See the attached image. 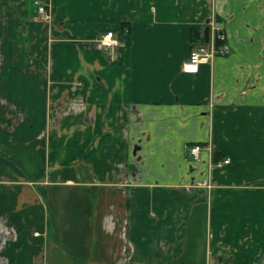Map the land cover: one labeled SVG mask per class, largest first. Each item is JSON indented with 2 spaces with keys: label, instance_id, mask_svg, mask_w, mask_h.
<instances>
[{
  "label": "crops",
  "instance_id": "1",
  "mask_svg": "<svg viewBox=\"0 0 264 264\" xmlns=\"http://www.w3.org/2000/svg\"><path fill=\"white\" fill-rule=\"evenodd\" d=\"M49 15L0 0V264H264V0ZM211 18L229 52L182 72Z\"/></svg>",
  "mask_w": 264,
  "mask_h": 264
},
{
  "label": "built area",
  "instance_id": "2",
  "mask_svg": "<svg viewBox=\"0 0 264 264\" xmlns=\"http://www.w3.org/2000/svg\"><path fill=\"white\" fill-rule=\"evenodd\" d=\"M34 3L38 17L45 20L49 19V0H34ZM91 41L101 49L112 52L120 45V40L112 29L98 33ZM228 52L229 48L225 43L224 33L212 22L208 41H204V35L202 34L199 41L195 43L193 49L189 52L187 59L183 62L181 70L184 73L195 74L201 64L207 63L216 55H225ZM189 65L194 66L196 70L187 71ZM203 151H208L209 155H212L210 147L206 144L195 143L188 146V154L193 161H199ZM228 163V157L217 160L211 158L210 168H221Z\"/></svg>",
  "mask_w": 264,
  "mask_h": 264
},
{
  "label": "rangeland",
  "instance_id": "3",
  "mask_svg": "<svg viewBox=\"0 0 264 264\" xmlns=\"http://www.w3.org/2000/svg\"><path fill=\"white\" fill-rule=\"evenodd\" d=\"M213 21L216 22V19L214 20L213 18H211V20L207 22V25L211 26ZM260 257H258V263H256L257 260H254V261L251 262V264H260V261H261ZM262 257H264V256H262ZM204 260H205V264H229L227 262H230L232 260V258L225 259V257L223 256V260L219 261L218 258H217V255L214 256V258H211L208 255V257H206V259H204ZM192 263L195 264L196 262L193 260V262H191V264Z\"/></svg>",
  "mask_w": 264,
  "mask_h": 264
},
{
  "label": "water",
  "instance_id": "4",
  "mask_svg": "<svg viewBox=\"0 0 264 264\" xmlns=\"http://www.w3.org/2000/svg\"><path fill=\"white\" fill-rule=\"evenodd\" d=\"M209 37V26L204 27V41H208Z\"/></svg>",
  "mask_w": 264,
  "mask_h": 264
},
{
  "label": "trees",
  "instance_id": "5",
  "mask_svg": "<svg viewBox=\"0 0 264 264\" xmlns=\"http://www.w3.org/2000/svg\"><path fill=\"white\" fill-rule=\"evenodd\" d=\"M197 35H198V34L194 31V32H193V37H192V38H193L194 40H196L195 38H197ZM218 157H219V156H218L217 153H213V160H217Z\"/></svg>",
  "mask_w": 264,
  "mask_h": 264
},
{
  "label": "snow or ice",
  "instance_id": "6",
  "mask_svg": "<svg viewBox=\"0 0 264 264\" xmlns=\"http://www.w3.org/2000/svg\"><path fill=\"white\" fill-rule=\"evenodd\" d=\"M186 70L191 72V71H195L196 69L194 66L189 65Z\"/></svg>",
  "mask_w": 264,
  "mask_h": 264
},
{
  "label": "flooded vegetation",
  "instance_id": "7",
  "mask_svg": "<svg viewBox=\"0 0 264 264\" xmlns=\"http://www.w3.org/2000/svg\"><path fill=\"white\" fill-rule=\"evenodd\" d=\"M209 31H210V26H209ZM212 156H213V153H212ZM212 159H213V157H212Z\"/></svg>",
  "mask_w": 264,
  "mask_h": 264
}]
</instances>
